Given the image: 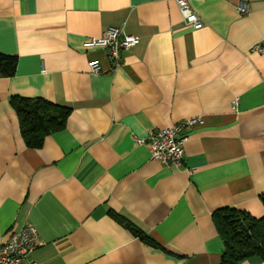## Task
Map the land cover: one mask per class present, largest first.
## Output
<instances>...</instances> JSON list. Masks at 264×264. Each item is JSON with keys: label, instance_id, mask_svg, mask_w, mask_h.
I'll use <instances>...</instances> for the list:
<instances>
[{"label": "crops", "instance_id": "crops-1", "mask_svg": "<svg viewBox=\"0 0 264 264\" xmlns=\"http://www.w3.org/2000/svg\"><path fill=\"white\" fill-rule=\"evenodd\" d=\"M189 1L203 26L187 31L174 0H0V52L17 57L0 77V242L30 223L39 264H221L213 212L264 216V0ZM110 27L140 38L117 67L86 45ZM15 95L70 107L65 128L29 147ZM195 117L181 166L137 142Z\"/></svg>", "mask_w": 264, "mask_h": 264}, {"label": "trees", "instance_id": "trees-1", "mask_svg": "<svg viewBox=\"0 0 264 264\" xmlns=\"http://www.w3.org/2000/svg\"><path fill=\"white\" fill-rule=\"evenodd\" d=\"M17 70V57L0 52V77H11ZM21 134L32 148L43 145L46 136L65 128L71 113L68 106L53 103L42 97L11 96ZM264 205V192L260 195ZM213 221L224 242L221 264H239L252 257L264 261V216L254 217L248 211L222 207L213 212ZM119 220L145 244L161 245L142 229L123 217Z\"/></svg>", "mask_w": 264, "mask_h": 264}, {"label": "built area", "instance_id": "built-area-1", "mask_svg": "<svg viewBox=\"0 0 264 264\" xmlns=\"http://www.w3.org/2000/svg\"><path fill=\"white\" fill-rule=\"evenodd\" d=\"M179 7L182 19L175 23L178 29L193 30L203 26L189 0H174ZM240 13L249 11L248 4L241 1L237 4ZM174 25V27H175ZM140 38L128 34L121 27H110L100 37H91L86 45L91 48L103 47L107 57L114 67L121 63V51L135 46ZM256 50L264 52V45H257ZM102 71L98 60L89 61V72L98 74ZM233 108L238 106V99L232 103ZM203 122L199 117L185 119L179 123L158 130H151L146 136L138 137L139 144H146L150 157L158 160L166 166H181L184 161V145L189 136L187 130ZM43 243L37 229L30 223L24 224L19 230L13 231L8 241L0 242V264H39L30 255Z\"/></svg>", "mask_w": 264, "mask_h": 264}]
</instances>
